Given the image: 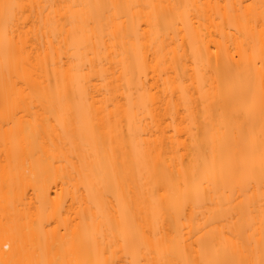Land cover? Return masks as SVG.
Masks as SVG:
<instances>
[{
  "label": "bare ground",
  "instance_id": "1",
  "mask_svg": "<svg viewBox=\"0 0 264 264\" xmlns=\"http://www.w3.org/2000/svg\"><path fill=\"white\" fill-rule=\"evenodd\" d=\"M261 259L264 0H0V260Z\"/></svg>",
  "mask_w": 264,
  "mask_h": 264
},
{
  "label": "snow or ice",
  "instance_id": "2",
  "mask_svg": "<svg viewBox=\"0 0 264 264\" xmlns=\"http://www.w3.org/2000/svg\"><path fill=\"white\" fill-rule=\"evenodd\" d=\"M5 10L15 8L14 5H4ZM0 264H31V262L24 261H15V260H0ZM253 264H264V259H261L259 262H253Z\"/></svg>",
  "mask_w": 264,
  "mask_h": 264
}]
</instances>
